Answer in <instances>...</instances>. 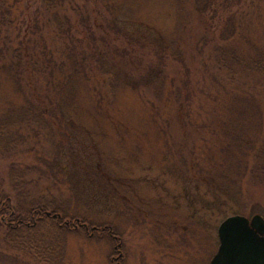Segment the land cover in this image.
Returning a JSON list of instances; mask_svg holds the SVG:
<instances>
[{
  "label": "rangeland",
  "instance_id": "obj_1",
  "mask_svg": "<svg viewBox=\"0 0 264 264\" xmlns=\"http://www.w3.org/2000/svg\"><path fill=\"white\" fill-rule=\"evenodd\" d=\"M74 1L90 9L106 4L123 29L145 40L133 52L108 51L100 39L116 30L103 18L80 33V16L67 38L55 23L22 26L31 60L73 67L62 82L59 67L30 84L0 75V191L14 206L42 197L71 217L112 225L122 244L107 233L60 232L45 223L43 246L64 244L61 259L59 248L45 251L57 255L49 261L8 243L0 224V264H114L113 257L116 264H210L224 219L264 216V73L256 68L264 67V0H246L241 36L230 40L223 36L241 21L237 0L219 7V0ZM229 10L238 16L219 21L214 37L202 15ZM153 32L173 39L178 54L165 50L160 61ZM206 33L216 41L202 43ZM74 45L88 77L73 69L79 57L66 48ZM216 51L228 61L227 52H236L233 72L213 71ZM162 65L165 77L144 85L142 74ZM184 92L192 107L176 99Z\"/></svg>",
  "mask_w": 264,
  "mask_h": 264
},
{
  "label": "trees",
  "instance_id": "obj_2",
  "mask_svg": "<svg viewBox=\"0 0 264 264\" xmlns=\"http://www.w3.org/2000/svg\"><path fill=\"white\" fill-rule=\"evenodd\" d=\"M98 2L99 0H94L95 5H98ZM214 2H216V4L218 3V7L226 4L223 0ZM251 3L252 2H250V4ZM77 4L78 3L74 0H0V75L3 72H6L7 74H11L14 77L24 80L30 84V80L38 76V73H51L53 67L60 68V82H62V80L64 81L71 73L73 66L68 60H63L60 64H56V62L41 64L31 60L28 52L26 53V42H29V39H27L26 36L25 38L19 37V30L22 29V26L30 28V26L35 27L44 25L45 27L50 28L51 25L55 23L57 24L55 27H58L56 29L61 31L60 37L67 38L71 36V29L81 24L80 20H78L80 16L84 18L82 22L85 21V25H82L81 29L79 26L76 28L77 30H80V33L91 31L96 19L98 18L99 20V18H103L105 23L109 21L110 26L112 25L116 30L115 35L107 33L108 35H104L101 37L102 39H100L105 45H107V48L109 49L108 51H111L113 46L114 49L121 48V50L125 52H133L136 51L133 49V43L139 38L145 40V38H142L141 36H136L135 32L130 33L127 29H123L121 27L123 21L115 14L111 15L110 10H106V4H103L102 6L98 5V8L92 5L93 9L88 8L86 3H83V5ZM235 5L241 10L238 13L239 16L237 13H233L232 10H229L226 13L217 14L216 17L214 15L209 17H207L206 14H204V16L202 15L204 25H207L206 27H208V24L211 25L208 27V30H212L211 34L214 37H216L214 34H217L215 27L216 24L222 19L227 20L234 15L238 16V19H241V21L236 27H233L229 29V31L225 32L223 38L227 35L226 40H230L237 35L239 37L241 36V23L247 16L243 7L249 5V3L246 2V0H237ZM33 7H35L34 10L32 9ZM97 9L100 12V15L95 12ZM34 12L37 13V16L35 15L33 18L32 14ZM234 24H236V22H234ZM152 34L153 38L151 39H154L153 44L157 43V57L160 61H163V63L166 62L165 55L162 57L165 50L171 54H178L179 48L174 47V43L176 42L173 39L166 40L159 33L153 32ZM207 40L211 42L213 38L208 36L206 33L201 39V42L205 43ZM213 41H216V39ZM16 42H18V44H16ZM213 44L219 46L216 42ZM74 46L75 47L71 46L66 48L71 57L76 54L79 57L75 64L76 67L73 69L74 71L76 70L78 74L82 72L81 76L88 77L89 74L86 71L87 64L84 62L86 60L85 56L81 51H79L81 47L77 45ZM220 49H222V47ZM222 54H226V52L216 51L213 61L207 58L212 62V69L218 75H221L224 69L229 72H233V62L240 63V59L236 52H227V57H229L233 62L228 61L227 58L221 57ZM116 62L119 63V61ZM251 65L252 68H257L264 73V67L260 66L259 63H256V68L253 64H250L249 66ZM79 66L81 67V70L78 68ZM120 67H122V65H120ZM166 69L167 68L163 65L156 71L148 69L145 72L143 71L145 74L143 73L140 79L146 86L158 83V80L165 77ZM118 72H120L119 69ZM130 78L131 79H128L127 81L129 84H131L134 80L132 77ZM95 83L100 86L99 81L95 80ZM181 94L184 97L176 99L182 101L184 107H192L193 101H191L188 97V92ZM10 196L11 194L9 192L0 191V224L5 226V229L1 230H3L8 243L15 242L16 244L14 246L20 249L28 247L40 258L45 260L49 259L50 261L52 257L57 256L52 255L48 258L46 254V252H48L47 249L54 251L59 248L60 259L64 255V244L61 241L56 244H52L50 242L49 244H45L43 246L42 240L39 239V228L45 223H47V226H49L51 230L58 229L60 232L80 230L86 234L90 230L91 235L88 234L89 236L107 233L114 244H117L119 240L122 242V238L117 234L112 225H95L83 217H71L66 214L65 211L61 210L57 204L41 199L42 197L35 198L31 201V203L26 204L25 206H14L11 203ZM47 211H50L51 214L48 215ZM54 214L58 215L54 216ZM3 216L8 218L9 223L4 222ZM20 234L31 236L32 238L29 237V240L25 241L22 236H19ZM117 237H120L119 240ZM115 250L117 252V248H115Z\"/></svg>",
  "mask_w": 264,
  "mask_h": 264
},
{
  "label": "water",
  "instance_id": "obj_3",
  "mask_svg": "<svg viewBox=\"0 0 264 264\" xmlns=\"http://www.w3.org/2000/svg\"><path fill=\"white\" fill-rule=\"evenodd\" d=\"M218 237L219 247L210 264H264V216L261 214L227 217L218 227Z\"/></svg>",
  "mask_w": 264,
  "mask_h": 264
},
{
  "label": "flooded vegetation",
  "instance_id": "obj_4",
  "mask_svg": "<svg viewBox=\"0 0 264 264\" xmlns=\"http://www.w3.org/2000/svg\"><path fill=\"white\" fill-rule=\"evenodd\" d=\"M3 220L6 221L7 223H9V222H8V218H6V217H4V216H3ZM114 258H116V257H113V259H112V260L114 261L113 263H114V264L118 263L117 260H114ZM120 263L123 264V261H121Z\"/></svg>",
  "mask_w": 264,
  "mask_h": 264
}]
</instances>
